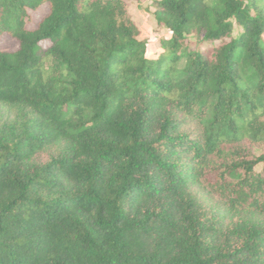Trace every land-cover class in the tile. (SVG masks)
Wrapping results in <instances>:
<instances>
[{"label":"trees","instance_id":"16d2710c","mask_svg":"<svg viewBox=\"0 0 264 264\" xmlns=\"http://www.w3.org/2000/svg\"><path fill=\"white\" fill-rule=\"evenodd\" d=\"M132 1L0 0V264H264V0Z\"/></svg>","mask_w":264,"mask_h":264},{"label":"rangeland","instance_id":"374dc122","mask_svg":"<svg viewBox=\"0 0 264 264\" xmlns=\"http://www.w3.org/2000/svg\"><path fill=\"white\" fill-rule=\"evenodd\" d=\"M153 0H134L127 5V12L132 21L136 24L140 32V39L144 40L147 44V55L155 59L159 48V41L161 38L168 37V32L165 29H160L156 26L152 12ZM48 13V7L43 6L35 12L28 13V27L32 28ZM238 31L235 29L233 35L236 36ZM47 43L43 44L46 47ZM17 44L14 40L6 37H0V50L11 52L16 50ZM13 112L0 108V122L10 121L13 118ZM261 167H257L260 170Z\"/></svg>","mask_w":264,"mask_h":264}]
</instances>
